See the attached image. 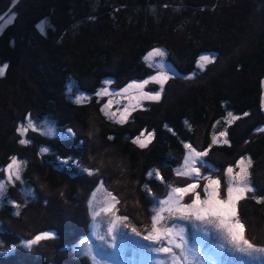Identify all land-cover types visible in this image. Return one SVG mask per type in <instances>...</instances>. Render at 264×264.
<instances>
[{"label":"trees","instance_id":"1","mask_svg":"<svg viewBox=\"0 0 264 264\" xmlns=\"http://www.w3.org/2000/svg\"><path fill=\"white\" fill-rule=\"evenodd\" d=\"M7 13L14 19L0 32V66L8 65L0 77V169L12 156L27 166L23 183L8 184L0 204V264H91L71 246L89 231L88 199L99 184L119 201L114 212L128 217L125 228L145 234L168 185L192 181L175 174L185 143L208 150L204 159L217 170L221 191L227 167L250 158L257 192L248 195L264 196V0H0V16ZM156 46L176 75L158 101H145L123 123L110 120L97 90L105 81L118 88L150 75L144 56ZM204 52L215 61L200 71ZM68 82L88 101L70 99ZM27 116L55 126L59 136L28 131L31 143L19 144L16 130ZM145 129L155 135L142 149L132 141ZM220 131L228 143L212 141ZM237 214L245 238L264 247V203L240 200ZM44 230L54 238L24 246ZM207 230L206 242H217Z\"/></svg>","mask_w":264,"mask_h":264},{"label":"snow or ice","instance_id":"2","mask_svg":"<svg viewBox=\"0 0 264 264\" xmlns=\"http://www.w3.org/2000/svg\"><path fill=\"white\" fill-rule=\"evenodd\" d=\"M15 3V0H14ZM14 19V14L12 15ZM48 27L45 21H42L37 25L38 30L43 34L45 29ZM3 31V25H0V32ZM166 56V52L162 49H154L148 52L147 56L144 59L150 63L155 75L144 79L143 81L137 83L133 81L126 88L123 89V92H128L130 88H136L140 90V97L137 99V104L134 107H139V99L146 100H156L160 99V93L163 92V85L170 78L168 71L166 70V65L163 63V59ZM160 58L158 61L156 58ZM215 57H210L209 55H201L197 61V68L200 71L205 69L207 64L213 63ZM8 68L7 64L0 66V77H2ZM191 79V76L186 77ZM154 82L160 85V90L158 92L152 91H143L145 85L149 82ZM111 81H105V84H111ZM71 93V88L69 89ZM108 94V88H102L97 91V96H104ZM87 97L83 95H77L75 97V103L79 104L85 101ZM109 104L111 101L108 102ZM105 105L101 108V111H104L106 108ZM125 113L128 112V108L125 107ZM245 116L248 113L244 114ZM228 116L232 118V121L239 119V117L233 115L231 112L228 113ZM27 124H21L17 128V133L21 137L18 141L21 145H27L31 143V140L25 139L26 134L29 129L33 132L39 131V126L31 120L30 117L26 118ZM127 120V116H122L117 123H123ZM215 127V125H214ZM171 131V129H169ZM260 132H264V128L258 129ZM147 130H143L139 133L137 137L133 139V143L138 144L140 148H145L152 142V138L155 135L153 132H148L145 135ZM43 134V133H41ZM69 135H74L71 129H68ZM227 135L226 131L219 133L220 137H225ZM143 137L144 139H141ZM214 143L218 142V138L214 139ZM228 143L227 140L223 141ZM184 148L186 149L183 164L180 168L175 169V174L177 176H183L191 179L193 182L187 185L181 186H172L168 185L170 191L164 199L158 201V206L153 208V216L151 218V230L146 231V234H142L135 226L131 227V233L135 237H139L140 240L148 242L146 245L140 244L137 240H129L127 233L120 231V227H128L125 223L128 220V217L117 216L113 209L115 205L119 203L117 198L112 195V193H107V196L111 198L110 202L107 205H101L99 211L93 212V219L95 220L96 216H99L101 212L104 214H112L113 219L110 220L109 226L107 228L106 235L111 237L107 239L105 235L97 234L95 231L93 235L97 240L101 242L99 246L94 248L93 244L89 240H84L77 247V251L80 254L87 255L93 261V264H100V261L97 259V256L106 255L104 247L111 249H118L117 240L121 242L128 241L129 245L132 247L133 251H143L147 254H156L157 256H164L167 259L164 260H154L152 264H203V259L200 256L199 249H193L189 246V239L186 238L184 227L176 223V221H198L201 224H205L214 228L219 236V238L227 245H230L229 251L239 253L241 256L248 257L251 259H261L264 258V247L257 246L253 244L249 239L245 238L244 235V225L239 220L237 214V204L240 200L243 199H254L256 203H264V196L248 195L250 193L255 194L257 189L252 185L250 176L251 173L248 171V168L251 166V159L247 157H241L237 160L234 166H229L225 170V185L224 190L222 189L221 180L218 177H215L213 173L217 171L208 165L207 161L204 159L208 155V150L197 151L191 144L185 143ZM41 153H46L47 148H41ZM247 161V163H246ZM27 166V162L24 160H19L16 156L10 157V162L0 169L6 174V182L0 180V198H3L7 192V185L12 184L14 186L16 181H19L21 184L22 172L23 169ZM208 167L207 173H202L201 168ZM239 169V171H235ZM85 172H88L89 175L93 173L84 169ZM148 175L153 176V172H149ZM156 178H159L163 181V178L160 177L158 171L155 172ZM200 180L206 181L201 185ZM197 189H202V191H197ZM32 195L31 192L28 193ZM188 196L190 200L188 202L182 203L184 198ZM95 193H93V198ZM12 206L16 209H19L21 205L10 201ZM92 201H89V206L91 208ZM167 213V216L164 215ZM19 215V211L15 213ZM194 227H199L194 224ZM207 233V229H200ZM54 238V235L49 232H44L37 235L33 240L25 242V247H31L41 240H48ZM225 243H221L215 246L212 251L217 254H223L225 249ZM115 254V252L113 253Z\"/></svg>","mask_w":264,"mask_h":264},{"label":"rangeland","instance_id":"3","mask_svg":"<svg viewBox=\"0 0 264 264\" xmlns=\"http://www.w3.org/2000/svg\"><path fill=\"white\" fill-rule=\"evenodd\" d=\"M12 1H14V0H12ZM11 18H12L11 13H7L5 15L0 16V25L5 26L11 20ZM157 48L162 49L161 47L156 46V47L152 48L150 51L157 49ZM150 51H148V52H150ZM148 52L146 53L145 56H147ZM201 55H209V54L204 52V53H201L200 56ZM159 59L160 58H158V57L156 58L157 61ZM146 63L152 68V66L150 65L149 62L146 61ZM163 63L166 65V70L168 71V74L170 77L176 75V71H175L174 67L169 62H167L165 60V58L163 59ZM155 74L156 73L153 70V72L150 75H148L147 77H145L143 79H137L136 78L135 80L134 79L130 80L126 84H124L122 87H118V88L112 87L110 84L106 85L104 82L100 89L107 87L108 88V94H105L104 96H98V97L101 98V102H100L101 108H103L105 105H107V107L104 108V111H103L105 113V115L110 120H113V121H117L122 116H125V115L128 117V115L134 109L138 108V107H134V106L137 104L136 98L140 97V90L136 89V88H130L128 90V92H123V89L126 88L133 81H136L137 83H139V82L143 81L144 79H147L148 77L155 75ZM70 88H71V93L69 92ZM66 90L68 92L70 99H72L73 101H75V97L77 95H83V96L87 97V99L89 98V94H87L83 91H79L78 89L75 88V86L73 84H70L69 82L67 84ZM159 90H160V85L156 84L154 82H151V81L149 82V84L145 85V87L143 89V91H152V92H158ZM134 97H136V98H134ZM262 97L264 99V85H263V96ZM87 99L85 100V102L88 101ZM109 101H111L110 104L108 103ZM145 101H150V100L139 99V104H140L139 107H141ZM263 105H264V101H263ZM125 107L128 108L127 113H125V111H124ZM28 117L29 116H27L26 118H28ZM31 120L39 126V129H40L39 132H41L45 135L47 134V135L59 136L58 134L60 133V130H58L55 126L53 127L48 122L43 123V122L38 121L35 118H31ZM27 122H28L27 119L23 120L18 125V127L21 124H27ZM71 127L74 129L77 128V126L74 124H71ZM29 131H32V130L29 129ZM67 131H68V129L64 130L63 132L66 133ZM76 131H78L79 133L80 132L82 133V130L79 128L76 129ZM220 132H222V131H220ZM220 132H216L213 135L212 141H214V139H217V138H218V142H216V143L222 142L224 140L225 137L219 136ZM25 138H26V136H25ZM141 139H144V138L141 137ZM29 140L32 141L31 138ZM86 141H88V140L86 139L85 142ZM87 146H88V144H87ZM87 152H88V154L91 152L89 150V148H87ZM185 152H186V149L184 151V155H185ZM183 159H184V156L182 158L181 164L177 168H180L182 166ZM39 162H40V159H39ZM83 163L85 164L86 162L84 161ZM246 163H247V161H246ZM52 170H54V169H52ZM54 171L60 176H63V177L65 176V174L61 171H58V170H54ZM235 171H239V169H235ZM201 172L206 173L205 170H203L202 168H201ZM0 180H3L6 182V174L5 173H4V177L0 178ZM192 182L193 181H191L190 183H192ZM190 183H188V184H190ZM205 183H206V181H205ZM102 190H103V188L101 187V185H98L93 190V192L95 193V197L93 198V194H92V196H91V201H92L91 208L89 206L90 215H91L90 229H89L88 234L86 236L81 238L74 246L73 245L71 246L72 250L76 254H80L76 249L81 244V242L84 240H89L93 244L94 248L101 244V242L99 240H97L96 237L93 235L94 231L97 234L105 235L106 238L109 240L111 239V237L107 236L106 233H107V228L109 226V222L111 219H113L112 214L106 215L103 212H101V214L99 216L95 217V220L93 219V212L99 211L101 205L106 206L107 203L110 202V200H111V198L107 196L105 191L104 190L102 191ZM23 191H24L25 195H27L30 192L27 188H24ZM169 191H170V189H169ZM168 192L165 196L157 199V201L154 204V208L158 206V201L160 199H164L167 197ZM21 194L24 196V194L22 192H21ZM2 202H4V197L0 198V204ZM182 203H185V200H183ZM153 214L154 213H152V216H153ZM164 215L167 216V213H164ZM176 223L179 224L180 226L184 227L186 238L189 239V236H190L189 246L192 247L193 249H199L200 256L203 259V264H264V258L251 259L248 257L241 256L239 253L229 251L228 249H229L230 245H227L225 243V241L221 240L219 238L216 230L214 228H212L211 226L201 224L198 221L186 222V220H185V221H176ZM194 224L198 225L199 227L198 228L194 227L193 226ZM208 227L212 228V237L217 242L211 241V240L206 242V238L208 237V232L205 233L204 231H201L200 229H205V228L208 229ZM120 231L123 233H127L129 240H137L140 242V244H144V245H146L148 243L146 241L140 240L139 237H135L131 233L130 230L125 229L122 226L120 227ZM44 232H48V231H43L41 233H44ZM41 233H39V234H41ZM215 234L217 235V238L215 237ZM221 243H225V249L224 250L227 251L228 255H226L225 251H223V254H217L216 252L212 251V249L215 246H217ZM117 244H118V249H116V250L111 249V248H107L106 246L104 247V251H105L106 255L97 256V259L100 261V264H152V261H154V260L167 259L166 257H164L162 255L157 256L156 254H147L146 252H143V251L134 252L127 240L121 242L118 238ZM114 252H115V254H113ZM238 255L241 257L239 263L232 261V257L236 258V256H238ZM91 262L93 263L92 260H91ZM3 264H11V263L5 262ZM169 264H171L170 260H169Z\"/></svg>","mask_w":264,"mask_h":264}]
</instances>
